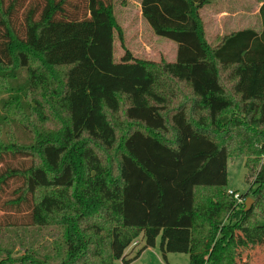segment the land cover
<instances>
[{"label":"trees","instance_id":"1","mask_svg":"<svg viewBox=\"0 0 264 264\" xmlns=\"http://www.w3.org/2000/svg\"><path fill=\"white\" fill-rule=\"evenodd\" d=\"M212 1L140 0L169 62L126 49L112 0H0V228L60 234L53 255L0 243V264H132L158 238L164 258L236 264L237 231L264 219V0L215 44ZM237 158L255 177L239 205Z\"/></svg>","mask_w":264,"mask_h":264},{"label":"rangeland","instance_id":"2","mask_svg":"<svg viewBox=\"0 0 264 264\" xmlns=\"http://www.w3.org/2000/svg\"><path fill=\"white\" fill-rule=\"evenodd\" d=\"M112 2L114 3L115 16L123 30L125 47L134 57L152 61H158L160 58L169 62L175 61L176 44L165 38H159L152 33L150 27L141 17L140 0H112ZM258 6L259 0H213L210 7L203 9L201 12L205 23L206 40L210 44H215L220 34L224 35L246 26L257 27L259 25L257 15L246 17L245 14L246 12L249 14L256 12ZM223 13L227 16L219 21L220 16L224 15ZM247 20L250 21L247 23ZM123 54L124 50L120 47L119 40L115 38L114 62H119ZM6 97V94L0 93V100ZM244 161L243 158H237L227 162V186L224 188L226 192L232 191L241 196L247 192L249 187L253 186L255 178L253 171L248 172L246 170ZM5 227L3 225L0 228V243L2 246H12L14 249L13 256L19 257L24 254L20 248L19 240L24 246L27 245L28 241L31 242L32 246L37 248L40 253H51L53 255L57 252L56 244L60 240V234L55 230L37 229L26 231L17 227ZM247 230L252 233L256 231L262 245L259 247L260 249H257L259 256L255 258L256 261L249 260L246 264H264V219L260 221L258 228ZM136 242L137 245H131L126 250L127 259L135 256L136 252L142 248L143 241L137 239ZM159 242L158 238L155 247L144 250L132 264H189V258L186 254L168 253L164 258L159 249ZM239 250H241V247H239ZM114 264L121 263L117 261Z\"/></svg>","mask_w":264,"mask_h":264},{"label":"crops","instance_id":"3","mask_svg":"<svg viewBox=\"0 0 264 264\" xmlns=\"http://www.w3.org/2000/svg\"><path fill=\"white\" fill-rule=\"evenodd\" d=\"M260 5L261 4L259 3V6ZM259 6H258L256 12H253L250 14L248 12H246V14H245L246 17H249L251 15H253V16L257 15ZM226 16H227L226 14L221 15L219 18V21L221 18L226 17ZM249 21L250 20H247L246 22L248 23ZM217 22H215V23H217ZM217 25H218V23H217ZM246 27H249V26H246ZM222 36L223 35L220 34L219 37L216 39L217 41L215 43L219 42V40ZM237 234H238V236H237ZM237 234H236V242H235V252H236V257H237L236 264H246L249 260L250 261L255 260V258H257L259 256V254H257V249H260L259 247H261V245H262L260 242L259 236H257L256 231H255V233L254 232L252 233V232H249V230H241V231L239 230L237 232ZM239 247H241V250H239ZM240 251H242V252H240Z\"/></svg>","mask_w":264,"mask_h":264},{"label":"built area","instance_id":"4","mask_svg":"<svg viewBox=\"0 0 264 264\" xmlns=\"http://www.w3.org/2000/svg\"><path fill=\"white\" fill-rule=\"evenodd\" d=\"M227 194L233 198V200L236 202V204H238V205L243 204L244 199H242V197L239 194H236L235 192H232V191H227ZM132 245L133 246L137 245V242L135 241Z\"/></svg>","mask_w":264,"mask_h":264},{"label":"water","instance_id":"5","mask_svg":"<svg viewBox=\"0 0 264 264\" xmlns=\"http://www.w3.org/2000/svg\"><path fill=\"white\" fill-rule=\"evenodd\" d=\"M251 205H252V200L247 199L245 202V211H248L250 209Z\"/></svg>","mask_w":264,"mask_h":264}]
</instances>
